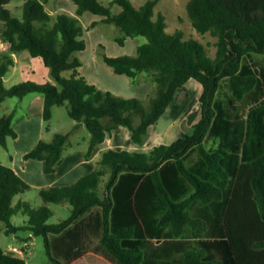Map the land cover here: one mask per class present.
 I'll list each match as a JSON object with an SVG mask.
<instances>
[{
  "label": "trees",
  "instance_id": "16d2710c",
  "mask_svg": "<svg viewBox=\"0 0 264 264\" xmlns=\"http://www.w3.org/2000/svg\"><path fill=\"white\" fill-rule=\"evenodd\" d=\"M10 1L0 0L1 38L8 45L6 54H0V106L7 98L22 99L37 93L44 97V122L51 119L54 107L65 103H68L69 117L76 122L71 132L55 133L48 142L40 140L25 154L26 160L43 161L45 173L56 171L70 135L79 126L84 125L90 134L85 152L87 159L108 133L120 127L130 131L134 143L143 144L150 127L174 102L178 89L193 79L203 90L199 98L201 119L184 137L169 145H157L149 153L108 149L102 153L97 166L75 183L40 189L45 203L70 205L71 216L60 223H48L53 212L46 205L32 208L26 201L13 204V199L31 186L11 167L0 163V221L5 223L6 232L29 231L34 236L44 237L50 259L62 264L51 254L55 241L94 207H101L99 243L107 255L116 264H143L144 240L141 234L136 235L135 226H121L111 233L112 203L108 195L101 198L100 183L103 176L111 173L109 191L122 173L129 175L131 184L149 175L161 201L157 209L162 207L163 213L148 229L158 236L169 228L179 242L156 248L153 253L145 250L147 255L171 256V245L194 247L183 253L179 261L161 259L156 264H264V104L248 112L240 159L233 154L231 161L225 163L220 153L210 152L204 146L216 116L214 101L221 80H228L232 103L242 101L258 85V77L243 76L240 68L244 56L264 55V0H188L186 11L192 28L201 36H211L212 47L196 38H186L183 31L168 32L165 16L155 12L158 0H146L139 8L130 0H109V3L71 0L76 5V17L48 13L45 6L49 0H27L21 7V19L13 17L7 9ZM85 12L102 16L99 23L118 27L123 34L116 40L119 44L126 38H145L134 56L103 54L102 58L116 74L128 76L132 83H136L141 74L149 76L154 90L146 101L100 90L79 73L82 62L77 53L86 48L79 17ZM97 24L93 22L91 26ZM22 51L41 58L57 84L23 82L6 88L3 78L13 65L12 55ZM65 71H70L69 77L63 75ZM15 113L16 108L0 118L2 147H7L8 138L17 137L12 126ZM192 149L197 151L207 171L217 177L218 185L201 180L186 167L184 156ZM170 160L192 188L190 195L179 202L173 199L161 178L160 167ZM231 176L234 181L222 218L223 238L183 241L189 231L199 239L205 235L208 221L194 216L190 210L197 204L208 207L221 202ZM17 214L28 217L24 225L12 224L11 219ZM125 243L136 246L124 247ZM199 245L201 247H197ZM207 256L215 260L206 259ZM0 264L27 263L21 256L0 249Z\"/></svg>",
  "mask_w": 264,
  "mask_h": 264
},
{
  "label": "rangeland",
  "instance_id": "374dc122",
  "mask_svg": "<svg viewBox=\"0 0 264 264\" xmlns=\"http://www.w3.org/2000/svg\"><path fill=\"white\" fill-rule=\"evenodd\" d=\"M27 0H11L10 3L6 6L7 9L11 12L12 16L21 19L22 18V5ZM72 4H74L71 0H69ZM106 3H109V0H105ZM131 4L139 8L143 5L146 0H130ZM188 0H158L155 8L156 14L161 12L165 18L167 23V31L174 32L176 30L183 31L186 38L192 37L200 40L204 44L209 43L212 47L214 39L211 36H201L199 35L191 26L190 21L187 17L186 4ZM56 8V7H55ZM55 8L52 6H48V10L55 11ZM89 19H82V26L84 27L82 39L85 41L86 49L82 52L77 53V57L81 60L82 66L89 68V70L95 69L92 62L102 63L101 55L105 54L108 56H133L131 51L133 50L134 45H139L145 42V38L136 37V38H126L123 44H119L116 40L118 38H122L123 34L113 24H104L96 27V29L92 28L89 25L88 31H86L88 27ZM87 26H86V25ZM101 24V23H99ZM97 24V25H99ZM3 26L0 25V54H6V51H2V47L6 45V43L1 38ZM95 30V31H94ZM212 49V48H211ZM19 54L18 61L13 59V65L10 67L9 71L3 78V84L6 88H10L16 84L23 82H33L37 84H42L46 82H50L53 84H57L53 76L51 75V71L48 67L45 66L43 60L41 58H34L30 55L28 51H22ZM135 55V54H134ZM252 60L254 61L253 65H249L250 59L247 57L243 58L241 63V75H260L262 71H264V55L262 54H252L250 55ZM65 77L70 76V71H65L63 73ZM146 74H142L141 76H145ZM103 80L105 83L114 88V89H124V83L119 81L118 79L112 80L110 77L102 74ZM143 78V77H142ZM138 80V79H137ZM139 81V80H138ZM151 82V81H150ZM131 85L138 86L137 83H132ZM152 84V89L147 96L144 98H139L144 101L147 100L148 96L152 94L154 90V84ZM229 84L227 85L224 82L220 83L218 93L215 100V111L217 114H220L224 120H227V116H229L231 111V105L228 100L229 97ZM117 91V90H116ZM113 92V91H112ZM111 92V93H112ZM123 94V93H122ZM29 96L24 100L19 98H7L2 105L0 106V118L11 112L14 108H16V113L13 119V123H20L23 118H27L29 115L33 117V121L36 122V107L34 106L31 110L28 109L27 105L29 100L35 98V96H43L41 94L33 93L28 94ZM125 95V94H124ZM119 97L124 98L121 94L117 95ZM134 98V97H133ZM179 109V108H178ZM238 109V108H237ZM40 111V110H39ZM76 122L71 119L68 115V103H65L62 106H56L52 109V117L48 122H44L43 120V137L41 140L50 141L55 133H69L72 131ZM54 133V134H53ZM12 139L8 138V147L0 146V163L6 166H10V158L13 154L12 151ZM90 134L86 127L82 125V127L73 132L69 140L74 145L75 150L85 151L89 145ZM115 142L122 143L127 145L128 137L124 135H119L114 139ZM131 141V140H130ZM216 141L220 143L221 139L219 137L216 138ZM235 143V142H234ZM211 146V144L207 143V148L209 151L213 153H220L224 156V151L227 153L228 151H232L230 146L226 143L225 146ZM123 150L129 151L128 148H124ZM65 155V152L63 156ZM101 158V154L96 157V161L94 162L95 167L97 166L98 161ZM198 158V157H197ZM250 159V158H249ZM197 160V159H196ZM195 160V161H196ZM199 157V162H202ZM248 160V159H247ZM188 161V160H187ZM224 164V162H222ZM203 164V163H202ZM187 168L197 175L201 180L207 181L213 185H218L217 177L211 173H209L205 167L201 163L197 162H186ZM94 167V168H95ZM111 180V173L103 176L102 181L100 183V196L104 198L105 196H109L110 201L112 203V208L110 211V231L111 233H115L116 229L121 226H135L136 235L143 234L141 239L144 240V248L147 252L153 253L156 248H162L171 243H178L179 240L175 239L172 235L171 230L168 228L160 232L157 236V239H154V236H150L149 234L145 235L146 228L153 225L162 215L163 209L162 207L157 209V205L159 204V198L156 195L155 198L152 199V209L147 210L143 207H139L134 211L128 213V206L133 203L136 198L137 188L136 185L131 184L129 181V175L126 173H122L118 176L115 183L111 186L109 191L107 190L108 184ZM142 182L144 184L145 181L150 180L149 177H142ZM184 180V179H183ZM234 178L231 176L230 185L227 189L224 190V198L221 202L214 203L212 205L203 206L200 204L194 205L191 208V213L194 216L203 217L208 221V230L201 239L196 237L190 231L184 237L183 241H192L197 242L198 240H216L223 238L222 232V218L225 207L227 205V201L229 199L231 193V187L233 184ZM184 183L187 185L186 193H183L181 196H173V199L176 202L181 201L185 197L189 196L192 192V188L190 185L184 180ZM138 186V185H137ZM140 188V187H139ZM40 188L31 187L30 190L17 195L13 199V204H16L18 201H26L28 202L32 208H37L42 205L48 206L53 214L48 220L49 224H57L61 221L68 219L72 212L71 207L67 203L55 204V203H45L40 194ZM158 198V200H157ZM135 204V203H134ZM219 204V205H216ZM215 205V206H214ZM142 209V210H141ZM28 217L22 214H17L12 217L11 222L15 226H22L27 221ZM149 230V229H148ZM137 236V237H138ZM148 237V238H147ZM25 242L28 243L25 244ZM84 246L90 252V256L85 257L79 264H116L106 253L105 249L99 243V237L90 236L88 242L84 244ZM124 247L133 248L136 245H132L130 243L123 244ZM11 247H17L22 251L23 259L27 264H56L50 259L48 255V250L46 247L45 239L42 236H34L29 231H19L17 233H7L5 223L0 221V249L5 252L10 253L8 249ZM172 248L173 253L171 256H167L161 254L160 256H148L146 251L144 250V260L143 264H156V261L161 259H168L172 261H179L186 251L189 249H193V246L181 247L178 248L174 245L170 246ZM201 247V245L197 246ZM51 254L59 260L62 264H68L67 258H64L60 255L54 247L52 246ZM103 257V258H102ZM206 259L215 260L214 258H210L209 256ZM78 264V263H77Z\"/></svg>",
  "mask_w": 264,
  "mask_h": 264
},
{
  "label": "crops",
  "instance_id": "0c3cea01",
  "mask_svg": "<svg viewBox=\"0 0 264 264\" xmlns=\"http://www.w3.org/2000/svg\"><path fill=\"white\" fill-rule=\"evenodd\" d=\"M48 6H52L54 8L56 7L55 11L48 10ZM45 8L47 12L52 15L62 13L76 17V5L72 4L69 0H49V3L45 6ZM85 18L89 19L86 31H88L89 25L93 22H98L99 24V22L103 19L102 16L95 15L91 12H85L79 17L81 22L82 19ZM100 25L104 24L101 23L93 26L92 28L96 29V27ZM96 31L98 30L96 29ZM137 47V44L134 45L133 50L131 51L132 53L130 54H133L134 56L137 52ZM250 55L252 54L244 57L250 59L249 65H253L254 61ZM102 56L103 54L101 55V58ZM12 57L15 61H18L19 54H13ZM92 64L95 66V69L91 71L89 68L82 66L79 69V73L84 76L88 82L95 85L100 90L110 93L113 91V95L117 96L121 94L124 98H144L152 89L151 80L147 75H139V81L136 82L138 86H133L131 85V79L128 76L116 74L113 69L103 61V58L102 63L93 61ZM241 69L242 65L240 71ZM102 74H105L112 80L118 79L123 82L124 89H114L108 86L103 80L104 77ZM257 77L259 80L257 87L251 93L247 94L242 101H235L232 103L233 96L231 90H229L228 100L231 105V111L229 116H227V120L221 118L222 116L216 112L213 124L204 139L205 148H207V143L211 144L213 147L216 145L219 146V144H221L220 147L222 145L225 146L226 143L230 146L232 151H228L227 153L224 151V156L222 155V157L226 160L225 163H229L231 161V155L233 154L237 155L240 159L242 146L246 140L248 112L253 107L264 104V71H262L260 75H257ZM221 82H224L227 85L229 84L227 78L222 79ZM202 90V85L193 79L189 80L184 87L178 89L174 102L167 107L165 113L160 117L157 123L150 127L147 138L143 144L134 143L131 140L130 131L126 127H120L119 129L108 133L104 142L98 144L94 148L91 157L87 159L85 157L86 150H75L74 145L69 140L64 151L65 155L62 157L56 171L51 174L45 173V163L43 161L35 159L26 160L24 158L25 154L34 149L43 137L44 97L35 96V98L29 100L27 107L29 110H31V108L33 109L34 106L36 107V122H34L33 117L29 115L27 118H23L20 123L16 122V124H12L15 132L17 133V137L12 139L13 154L10 158V166L31 187L33 186L42 189L51 186H65L73 184L79 178L92 171L95 167L94 162L96 161V157L100 154L102 155V153L108 149L122 151L124 148H128L129 152L149 153L157 145H169L177 139L184 137L191 131L192 126L201 119V104L199 102V98ZM28 96L29 95H26L22 98V100ZM81 127L82 125L79 126L76 131H78ZM119 135L128 137L127 145L114 141V139ZM217 137L221 139L220 143L216 141ZM207 150L209 151V149ZM199 157L200 156L197 151L194 149L190 150L184 156L185 165L186 162H197V164L201 163L202 167L204 163L203 161L199 162ZM160 171L162 182L171 195L181 196L183 193H186L187 185L184 183L182 176L178 172L175 163L172 160L165 162L160 167ZM144 177H149V175H145ZM149 179L150 180L145 181L144 184L142 182V178L134 183L137 188V194L133 203L128 206L129 214L131 211H134L139 207H143L146 211L152 209V199L156 197V192L150 177ZM158 201L160 204V199ZM101 210V207H94L88 214L80 218L76 224L72 225V229L68 233L64 234L62 238L55 241L53 246L54 250H56L64 258H67V261L69 262L68 264H79L85 257L91 255L84 244L88 242L90 236H97L100 240L102 221ZM144 234L154 236V239L158 238L157 233H152L150 229L148 230V228H146V233ZM25 244L28 245L27 242H25ZM11 248L8 249L10 253L22 257V255L12 252Z\"/></svg>",
  "mask_w": 264,
  "mask_h": 264
},
{
  "label": "built area",
  "instance_id": "2783aa9c",
  "mask_svg": "<svg viewBox=\"0 0 264 264\" xmlns=\"http://www.w3.org/2000/svg\"><path fill=\"white\" fill-rule=\"evenodd\" d=\"M7 48H8V45L6 43V45L2 47V51H7ZM11 251L14 252V253H18L20 255H23L22 251L19 250L17 247H12Z\"/></svg>",
  "mask_w": 264,
  "mask_h": 264
}]
</instances>
